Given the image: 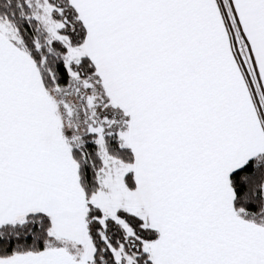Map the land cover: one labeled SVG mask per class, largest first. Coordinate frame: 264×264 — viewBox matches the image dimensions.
I'll use <instances>...</instances> for the list:
<instances>
[{
    "label": "snow or ice",
    "instance_id": "6c2138e0",
    "mask_svg": "<svg viewBox=\"0 0 264 264\" xmlns=\"http://www.w3.org/2000/svg\"><path fill=\"white\" fill-rule=\"evenodd\" d=\"M0 264H264V0H0Z\"/></svg>",
    "mask_w": 264,
    "mask_h": 264
}]
</instances>
